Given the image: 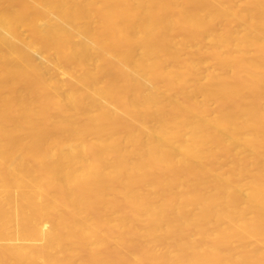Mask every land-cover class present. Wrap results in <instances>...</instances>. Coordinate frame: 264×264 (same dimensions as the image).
Here are the masks:
<instances>
[{
    "label": "bare ground",
    "instance_id": "1",
    "mask_svg": "<svg viewBox=\"0 0 264 264\" xmlns=\"http://www.w3.org/2000/svg\"><path fill=\"white\" fill-rule=\"evenodd\" d=\"M0 264H264V0H0Z\"/></svg>",
    "mask_w": 264,
    "mask_h": 264
}]
</instances>
